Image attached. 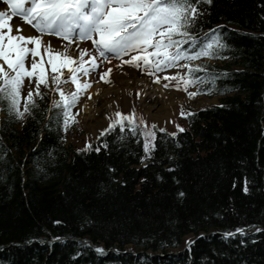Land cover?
Here are the masks:
<instances>
[{
	"label": "trees",
	"instance_id": "trees-1",
	"mask_svg": "<svg viewBox=\"0 0 264 264\" xmlns=\"http://www.w3.org/2000/svg\"><path fill=\"white\" fill-rule=\"evenodd\" d=\"M198 7L190 34L226 47L187 65L221 100L156 127L147 156L138 125L66 144L46 92L23 119L0 101V264H264V0Z\"/></svg>",
	"mask_w": 264,
	"mask_h": 264
},
{
	"label": "snow or ice",
	"instance_id": "snow-or-ice-1",
	"mask_svg": "<svg viewBox=\"0 0 264 264\" xmlns=\"http://www.w3.org/2000/svg\"><path fill=\"white\" fill-rule=\"evenodd\" d=\"M9 11H0V101L8 102V111L16 119H23L25 113L35 107L34 96L42 97L41 85L50 88L49 77L46 75L45 64L50 66L54 75L51 90L59 93L60 99L53 101V107L60 109L59 117L63 120L65 130L76 123L73 109L80 98L91 87L81 77L96 72L105 62L113 59L121 64L147 70L149 75L166 69L184 67L188 71L184 76L164 77L177 79V90L187 91L191 85L203 82V78H191L198 68H190L181 61H194L201 57H213L214 49L226 47L217 30L206 34L202 40L193 37L189 28L201 15L198 5L209 3L210 0H3ZM20 18L30 25L38 35L24 36L22 29L15 28L11 21ZM45 35L55 36L67 43L63 51H57L51 43H45ZM91 41V49L79 50V56L74 58L68 49L72 44ZM187 46V47H185ZM87 56L89 60H85ZM129 59H123L124 57ZM45 57L47 60L45 61ZM6 66V67H5ZM120 65H117L119 67ZM67 70L69 75H63ZM112 69L104 72L100 79L109 83L108 77ZM29 85L28 95L22 97L21 92L25 81ZM73 83L75 91L66 94L60 87L65 83ZM159 82V79L156 80ZM35 85V90L32 85ZM169 87L168 84L164 85ZM198 92H189V98H194ZM91 99V96H89ZM23 100V111L21 101ZM194 113H187L193 116ZM181 116L185 117L183 109ZM115 119L109 118L107 129L101 131V136L110 134L119 127V131L137 135L136 117L132 114L114 113ZM127 122V124L125 123ZM142 122V121H141ZM178 127L179 132L184 129ZM155 128V125H153ZM161 131H163L161 129ZM147 135V134H146ZM155 140V132L152 134ZM175 136V133L171 134ZM105 147L107 145H104ZM91 145H86L82 151L87 152ZM154 149V143L145 139L144 152L146 156ZM96 148V151H99ZM171 171V169H170ZM245 181L244 192H248ZM183 196V193H180ZM55 223H60L56 221ZM259 230V229H258ZM236 233L243 235L244 229L238 228ZM236 233H227L234 236ZM96 251L103 255V250Z\"/></svg>",
	"mask_w": 264,
	"mask_h": 264
},
{
	"label": "rangeland",
	"instance_id": "rangeland-1",
	"mask_svg": "<svg viewBox=\"0 0 264 264\" xmlns=\"http://www.w3.org/2000/svg\"><path fill=\"white\" fill-rule=\"evenodd\" d=\"M4 2L0 0V11H5L8 10V5H6ZM5 9V10H4ZM20 18H17L19 20ZM25 24V23H22ZM27 25V24H26ZM28 27L31 28L30 25H27ZM47 36V35H46ZM89 45V49H91L92 44L91 41L88 42L86 41ZM61 51V50H60ZM126 58H128L126 56ZM47 60V57H45V61ZM116 60V59H113ZM214 59H211V62H213ZM198 62V60L194 61H181V64H193ZM2 63V62H0ZM6 67V66H5ZM46 67V75L49 77V85L50 88H45L43 85L40 87L41 92H46L49 98V104H53V101H57L60 99L59 93L56 91L51 90V88H54L55 85L51 84V76L54 75L51 71L50 66L45 64ZM134 68V67H132ZM136 69V73H138V76L141 77L142 75H145V77L150 80V84L156 83V80L159 79V83L164 86L165 84L169 85L170 91H173L175 93V98H176V103L174 106L170 108L168 111V115L163 118H158L155 115L153 116L152 113L154 110H148L145 107L146 101L144 100L142 95V89L139 91V94H141L140 99L137 102H131L127 104V107L123 106L122 103L119 102V105L116 108H113L111 111L109 110L108 112L100 113L95 120H92L89 122L87 120V117H83L85 114V110L82 109L80 104L83 101L84 96L86 93L80 98L79 103L77 106L72 110L73 114L76 115V123L74 126H71L68 128L66 131V144L70 143L71 144H76V145H81L86 140L91 141V139H95L99 134H101V131L105 130L108 126L109 123L111 122L109 118L115 119L114 113L119 111L122 114L128 115L132 114L134 112L136 119V125L139 126L141 133L143 134V137L149 141L152 140V133L154 132V129L157 127L158 129H166L168 131H175L178 129L177 126L183 127L185 126L186 122L183 119L182 116H180V111L182 108H202L210 104H215L219 103L221 100L220 94H213V95H206V94H198L194 98H189L188 93L189 92H195V86L191 85L187 88V91L184 90H177V84L180 83L181 88L183 87L182 81H178L177 79H164V77H175V76H184L185 73L187 72V68L184 67H176V68H171V69H166L162 72L155 73L152 75L148 74L147 70H140ZM104 73V69L99 68L96 72L90 73L89 76L87 77H81V82L84 80L93 82L96 80L97 83H103L106 86H109L112 81L109 83H105L103 80L100 79L101 75ZM63 75L67 77L69 73L67 70H64ZM104 85V86H105ZM32 89L35 90V85L33 84ZM61 89L66 93H71L75 91V85L71 82L65 83L60 85ZM152 90V89H151ZM29 91V85L27 83V80L25 81V85L22 89L21 95L22 97H26L28 95ZM36 97V96H34ZM33 97V98H34ZM162 98V96H160ZM23 103V100H22ZM117 105L116 102L113 103V105ZM110 108V105H109ZM119 109V110H118ZM106 113V114H105ZM2 115V112L0 111V116ZM142 121V122H141ZM153 125H155V128H153ZM147 134V135H146ZM85 140V141H84ZM197 234L194 233H188L185 234L182 238V242L180 246L173 247L170 250H178L180 248H183L187 246L188 242L194 238Z\"/></svg>",
	"mask_w": 264,
	"mask_h": 264
},
{
	"label": "bare ground",
	"instance_id": "bare-ground-1",
	"mask_svg": "<svg viewBox=\"0 0 264 264\" xmlns=\"http://www.w3.org/2000/svg\"><path fill=\"white\" fill-rule=\"evenodd\" d=\"M22 23L23 21L21 19L17 20V18H13L11 21L14 29L13 34H15V28L19 27L22 29L20 34L24 36L38 35L33 28L30 29V27ZM43 41L45 43L50 42L54 49L57 51L61 50V52L64 50L63 46L67 43V41L58 37L48 35L43 37ZM83 48L89 49V45L86 41L80 42L79 47H77L75 43L72 44L68 52L76 58L80 54L79 50ZM84 59L86 61L89 60L87 56H85ZM123 59H129V57H124ZM117 65L120 66L117 67ZM101 69H104V72H107L108 69H112L108 77L112 83L106 86L103 83H97L96 80L93 82L88 81L91 87L87 90L80 106L85 110L83 117H87L89 122L95 120L100 113L104 114V112L116 108L119 102L125 107H127L128 103L137 102L141 96V94H139L141 89L142 95H144L143 98L146 101L145 107L148 110H154L152 113L153 116L155 115L158 118L166 117L170 108L176 103V95L173 91L168 90V87L165 88L159 82H156L155 85L152 83L150 84V80H148L145 75L139 77L135 68L127 64L122 65L120 60H112L110 63L105 62ZM89 96H91V99H89ZM160 96H162V98ZM114 102H116L117 105H113Z\"/></svg>",
	"mask_w": 264,
	"mask_h": 264
},
{
	"label": "water",
	"instance_id": "water-1",
	"mask_svg": "<svg viewBox=\"0 0 264 264\" xmlns=\"http://www.w3.org/2000/svg\"><path fill=\"white\" fill-rule=\"evenodd\" d=\"M200 234H201V232H199L195 237L199 236ZM180 249H182V248H180Z\"/></svg>",
	"mask_w": 264,
	"mask_h": 264
}]
</instances>
